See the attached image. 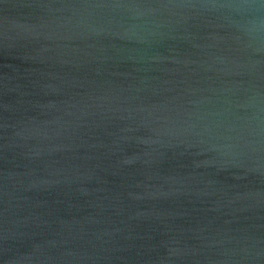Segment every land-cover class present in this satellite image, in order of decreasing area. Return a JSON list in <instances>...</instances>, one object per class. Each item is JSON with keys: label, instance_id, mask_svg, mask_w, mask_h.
I'll return each instance as SVG.
<instances>
[{"label": "water", "instance_id": "obj_1", "mask_svg": "<svg viewBox=\"0 0 264 264\" xmlns=\"http://www.w3.org/2000/svg\"><path fill=\"white\" fill-rule=\"evenodd\" d=\"M0 264H264V0H0Z\"/></svg>", "mask_w": 264, "mask_h": 264}]
</instances>
